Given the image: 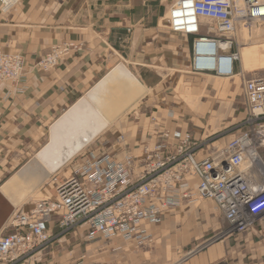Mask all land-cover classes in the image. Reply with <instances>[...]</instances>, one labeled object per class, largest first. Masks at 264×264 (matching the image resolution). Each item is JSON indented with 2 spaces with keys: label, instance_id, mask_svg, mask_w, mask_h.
<instances>
[{
  "label": "crops",
  "instance_id": "0c3cea01",
  "mask_svg": "<svg viewBox=\"0 0 264 264\" xmlns=\"http://www.w3.org/2000/svg\"><path fill=\"white\" fill-rule=\"evenodd\" d=\"M148 1L152 6L157 0ZM150 5L141 17L133 14V0L124 5L122 0H18L7 11L0 6V48L25 58L22 80L0 83V237L10 231L11 209L30 210L35 201L56 198L51 175L41 184L23 183L9 196L6 185L37 166V154L50 142L54 125L119 66L129 71L125 65H133L137 76L129 72L140 78L144 89L131 111L107 133L123 134L126 141L108 137L98 149L107 146L116 157L127 150L139 155L156 127L191 131L197 141L207 140L197 151L206 157L214 146L227 144L242 130L238 125L248 113L245 82L264 76V37L261 50L249 44L240 51L232 78L192 73L193 36L170 31V8L162 0L157 8L164 9L163 15L153 13ZM163 19L168 29L161 27ZM64 41H73L79 49L52 71L34 68L52 46ZM149 75L155 81L149 82ZM151 116H156L154 124ZM74 167L60 176H69ZM26 186L34 189L24 195ZM223 222L216 205L185 203L152 224L154 244L139 249L121 237L88 241L85 226L60 235L54 221L49 231L57 238L39 264H264V224L180 259V249L205 241Z\"/></svg>",
  "mask_w": 264,
  "mask_h": 264
},
{
  "label": "built area",
  "instance_id": "2783aa9c",
  "mask_svg": "<svg viewBox=\"0 0 264 264\" xmlns=\"http://www.w3.org/2000/svg\"><path fill=\"white\" fill-rule=\"evenodd\" d=\"M17 2L0 0V6L7 11ZM168 21L172 33L193 36L192 72L228 79L237 74L240 59L237 33L251 35L252 27L264 22V0H175ZM76 49L73 41L57 43L34 68L52 71ZM24 68L23 55L0 48V83H19ZM244 92L243 129L206 157L197 151L207 140L197 141L191 131L154 127L139 155L89 151L69 176L54 173L55 199L12 214L10 231L0 237V264H39L57 238L49 231L54 221L60 235L85 226L88 241L121 237L136 248H150L152 224L167 210L199 200L215 203L229 234L250 230L256 219H264V76L247 79ZM117 139L126 141L123 134Z\"/></svg>",
  "mask_w": 264,
  "mask_h": 264
},
{
  "label": "bare ground",
  "instance_id": "6f19581e",
  "mask_svg": "<svg viewBox=\"0 0 264 264\" xmlns=\"http://www.w3.org/2000/svg\"><path fill=\"white\" fill-rule=\"evenodd\" d=\"M143 89L141 82L126 68L117 67L59 119L51 130L50 142L37 154L38 166L17 174L4 188L8 196L23 183L41 184L49 174L58 172L77 151L135 102ZM33 189V186H26L23 194Z\"/></svg>",
  "mask_w": 264,
  "mask_h": 264
},
{
  "label": "rangeland",
  "instance_id": "374dc122",
  "mask_svg": "<svg viewBox=\"0 0 264 264\" xmlns=\"http://www.w3.org/2000/svg\"><path fill=\"white\" fill-rule=\"evenodd\" d=\"M126 1L127 0H122V4L123 5L126 4ZM152 1H154V0H152ZM162 1L164 2V6L168 7V9H169L170 8L169 6L172 5V2L174 0H162ZM133 3L135 5L134 6L135 8L133 9V14H135V17H137V16L141 17L143 15V13L146 12V8H147L146 5H150L148 0H145V2H144V0H133ZM151 7H152L151 11L153 13H155L156 15H158L160 10L162 9L161 7H158V8L155 7L154 8L153 5ZM164 19H163V23L165 25L162 23L161 27L168 29L167 23H165ZM239 34H241V41H240L239 46L236 47V49H238L239 51H241L243 53L245 47L250 44L254 48H257L258 50H261V40H263L262 37H264L263 36L264 35V22L261 23V25H254L252 27V30H251V35L247 32V30H240ZM180 36H181V38H185L182 35H180ZM125 66H127L129 71L131 70L132 74H135L137 76V72H136L137 69H135V67L133 65L126 64ZM262 71H264V70H262ZM144 73L145 72L143 71V74ZM192 73H194V72H192ZM139 80H140V78H139ZM147 80L149 82L155 81L154 75H151V76L149 75L147 77ZM135 105H136V103L134 102L130 107H128L125 111H123L120 115H118L117 118L114 119L112 123L110 122L108 124V126L103 129V131H101L100 133L95 135L91 139V141L88 143L87 146H85L83 149L77 151L71 159H69L63 166L60 167L63 170L60 173H59V171L57 172L59 174V176L62 175V173H64V171H65L64 169L68 168L70 170L72 167H74V165H76L78 163H81L86 157L89 156L88 154H89L90 150L94 151L95 149H98V147H101L103 145V143L105 142V139L109 137V136H107L108 135L107 133L109 131H111V129H113L112 128L113 126H117V123L121 122L122 118L127 113H129L131 111V108H133V106H135ZM243 121L244 120H242L241 123L238 125L239 128L243 129V127H244V125H243L244 122ZM117 137H118V135H114L113 137H109V138H111V140H115L116 142H118ZM108 151H110V150L108 149L107 146L102 147L101 149L99 148L97 150L98 153H103V152H108ZM37 166H33L31 168H34V167H37ZM50 175H51V179H52L53 174L51 173V174H49V176L47 178H45V181H46V179H48L50 177ZM48 181H50V179ZM199 201H202L203 203H206V204L208 203L211 206L215 205L214 202L212 200H210V199L199 200ZM12 210L13 209H11V211H10L11 212L10 216L14 212V210L13 211ZM221 224H222L221 228L218 229V231H216V232H213V233L211 232L210 234H208V236L206 237L205 241H203L201 243L200 242H196L193 245H190V246H188L186 248L180 249L179 253H178V255L180 256V259H183V258H185L187 256H192V255H194V253L202 251L203 249L208 248V246H210L211 244L220 242V241H222V239H225L226 237H230V236L231 237H237L238 235L243 234V233H240V234H237V235L236 234L231 235V234H229L228 224H225L224 222L221 223ZM262 224H264V219H256L254 221V225L251 228L259 227ZM59 230H60L59 232H61V229H59Z\"/></svg>",
  "mask_w": 264,
  "mask_h": 264
},
{
  "label": "trees",
  "instance_id": "16d2710c",
  "mask_svg": "<svg viewBox=\"0 0 264 264\" xmlns=\"http://www.w3.org/2000/svg\"><path fill=\"white\" fill-rule=\"evenodd\" d=\"M152 4L154 5V7L157 8V6H158V0L157 1H154ZM163 14H164V9H161L160 10V15H163Z\"/></svg>",
  "mask_w": 264,
  "mask_h": 264
}]
</instances>
